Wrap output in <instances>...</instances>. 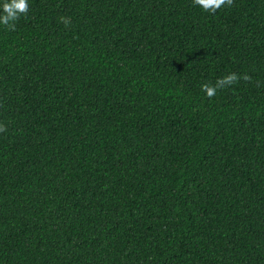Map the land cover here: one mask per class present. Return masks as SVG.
Here are the masks:
<instances>
[{"label":"trees","instance_id":"obj_1","mask_svg":"<svg viewBox=\"0 0 264 264\" xmlns=\"http://www.w3.org/2000/svg\"><path fill=\"white\" fill-rule=\"evenodd\" d=\"M28 4L0 24V264H264V0Z\"/></svg>","mask_w":264,"mask_h":264},{"label":"clouds","instance_id":"obj_2","mask_svg":"<svg viewBox=\"0 0 264 264\" xmlns=\"http://www.w3.org/2000/svg\"><path fill=\"white\" fill-rule=\"evenodd\" d=\"M194 5L200 6L204 11L215 13L223 6H231L233 0H193ZM29 11L28 0H4L2 4V14H0V24L9 27L11 30H15V21H17L21 15H26ZM60 21L67 27L70 23L69 18L60 17ZM240 79L250 81V77L244 74L242 77L236 73H229L222 78H218L215 84H202L201 90L211 98L216 95L217 90L231 86L238 83ZM6 131L5 125L0 123V132Z\"/></svg>","mask_w":264,"mask_h":264}]
</instances>
